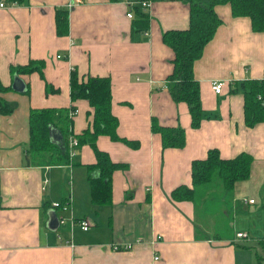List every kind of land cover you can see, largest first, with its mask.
<instances>
[{"label":"crops","instance_id":"0c3cea01","mask_svg":"<svg viewBox=\"0 0 264 264\" xmlns=\"http://www.w3.org/2000/svg\"><path fill=\"white\" fill-rule=\"evenodd\" d=\"M70 1L75 0L5 1L0 6V81L10 86L0 97L15 103L11 112H0V264L260 263L264 122L245 124L242 93L229 92V85L264 76V31H252L249 18L232 16L228 4L215 6L221 23L193 66L201 107L210 116L192 128L187 104L174 102L168 93L173 52L161 40L164 30L188 25V3L151 0L142 9L138 0H80L72 6ZM56 8L67 9L65 35L55 32ZM134 8L149 16L147 30H132ZM37 59L44 61L42 76L36 70L10 72L11 65ZM72 68L80 77L110 78L117 134L138 142L132 147L104 134L96 138L97 147L113 161L127 164L112 173L109 204L90 202L86 164L95 161V154L88 144L77 147L72 164H38L24 151L30 108L75 109L74 134L90 124L88 101L70 99ZM15 74L25 90L11 88ZM216 79L223 80L219 93L211 88ZM46 84L53 89L46 90ZM152 117L161 125H181L184 146L163 148L159 133L151 131ZM211 147L222 157L245 151L253 158L249 178L234 183L229 209H222L230 218L228 231H215L214 217L208 230L198 223L193 201L170 197L178 184H191V160L204 157ZM51 209L62 220L55 229L47 226ZM82 218L90 223L86 230L78 225ZM237 231L247 236L236 237ZM127 243V249L113 248Z\"/></svg>","mask_w":264,"mask_h":264},{"label":"trees","instance_id":"16d2710c","mask_svg":"<svg viewBox=\"0 0 264 264\" xmlns=\"http://www.w3.org/2000/svg\"><path fill=\"white\" fill-rule=\"evenodd\" d=\"M14 4H24L27 0H5ZM189 5L188 25L185 28L164 30L162 42L171 48V71L166 76L167 90L174 102H185L190 114V126L197 128L203 118L209 117L201 107L199 82L194 76V62L201 55L206 43L213 37L221 18L215 11L218 4H228L232 16H247L252 31H264V0H184ZM136 17L131 28L144 31L148 28L149 16L134 8ZM55 32L65 35L68 32V12L65 8L55 9ZM42 59L30 60L23 65L10 66V72L31 73L38 71L42 76ZM46 84V90H52ZM10 90V86L0 81V93ZM56 90V89H55ZM229 92H241L243 96V119L247 126L264 122V76L260 78H244L230 82ZM69 95L72 101L84 98L91 111V122L80 133H72L71 117L68 108H30L28 114V141L24 149L37 159L38 164L74 163L68 153V138H77L78 146L88 144L95 154V161L86 164L89 182L90 202L94 206L109 204L112 200L111 176L114 170L126 168V162L113 161L106 151L96 145L98 135H107L111 140L122 141L132 147L138 142L117 134V117L111 112V83L108 76L86 75L80 77L76 68L69 72ZM15 103L7 102L0 97V112L5 114L14 109ZM55 128L59 139L53 140L51 130ZM151 131L159 133L162 147L181 148L185 144V129L177 124L161 125L155 117L151 118ZM252 155L242 151L232 157H222L218 148L211 147L202 158H194L190 163L191 184H178L170 191L173 200H191L195 203L197 190L205 186L201 195L212 186L229 191V199L233 193L234 183L249 178ZM26 163H29L26 161ZM67 199L60 202L62 205ZM65 204V203H64ZM223 212L221 218L214 222L215 231H228L230 218ZM231 215V213H230ZM78 220V219H75ZM198 223L200 225L206 224ZM121 246L119 249H127Z\"/></svg>","mask_w":264,"mask_h":264},{"label":"rangeland","instance_id":"374dc122","mask_svg":"<svg viewBox=\"0 0 264 264\" xmlns=\"http://www.w3.org/2000/svg\"><path fill=\"white\" fill-rule=\"evenodd\" d=\"M77 149V148H76ZM72 177L67 174L66 176V183L69 180H71ZM216 186L210 187L208 190L205 191L204 196L201 195L205 189V186H202V188H199L197 190V195L195 199V205H196V218L199 222H202L204 220V223L206 221H210L206 224H204V227L210 230L212 218H216L215 220H219L218 218H221V214L223 213L222 209L223 207L225 209H229V191H225L223 189H216ZM233 215L231 214V217ZM232 231L229 230V233ZM236 236V235H235ZM237 237V236H236ZM254 252V250H253ZM256 260V259H255ZM256 264H264V259L260 261V263L256 260Z\"/></svg>","mask_w":264,"mask_h":264},{"label":"built area","instance_id":"2783aa9c","mask_svg":"<svg viewBox=\"0 0 264 264\" xmlns=\"http://www.w3.org/2000/svg\"><path fill=\"white\" fill-rule=\"evenodd\" d=\"M80 0H75V1H70L69 2V5H74L75 3L79 2ZM138 5L142 8V9H147L149 8L150 4H151V0H138ZM10 5L14 4L12 2L9 3ZM5 5V0H1L0 1V6H4ZM126 16L131 18L133 16V13L129 10L126 12ZM222 84H223V80H220V79H216V80H213L212 83H211V88L212 90L215 92V93H219L221 88H222ZM75 114V109H70L69 110V117H72V115ZM78 147V141H77V138L73 135H70L69 138H68V153H69V157L70 158H73L74 155H75V151H76V148ZM253 199H248V202H252ZM53 205L55 206H58L59 203H54ZM60 221V219H59ZM62 221V220H61ZM60 221V222H61ZM78 225L81 229H84L86 230L88 228V226L90 225L89 222L85 219V218H82V219H79L78 220ZM235 235L237 237H246L247 236V233L244 232V231H237L235 233ZM264 239V238H263ZM131 244L127 243V244H124L123 246L125 247H130ZM121 246L118 244H114L113 245V248L114 249H119ZM155 259L158 258L157 255L154 256Z\"/></svg>","mask_w":264,"mask_h":264},{"label":"water","instance_id":"95a60500","mask_svg":"<svg viewBox=\"0 0 264 264\" xmlns=\"http://www.w3.org/2000/svg\"><path fill=\"white\" fill-rule=\"evenodd\" d=\"M11 88L14 90H17V91H23L26 89V87L24 86L23 80L20 77H18V75H16V74L13 77V81L11 83ZM53 130L54 129L52 128L51 136H52V139L55 141V140H58L59 134ZM58 223H59V215L56 214L55 209L49 210L48 211L47 226L50 229H55L57 227Z\"/></svg>","mask_w":264,"mask_h":264},{"label":"bare ground","instance_id":"6f19581e","mask_svg":"<svg viewBox=\"0 0 264 264\" xmlns=\"http://www.w3.org/2000/svg\"><path fill=\"white\" fill-rule=\"evenodd\" d=\"M87 220V219H86ZM88 221V220H87ZM89 222V221H88ZM90 224V223H89Z\"/></svg>","mask_w":264,"mask_h":264}]
</instances>
